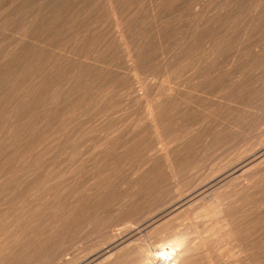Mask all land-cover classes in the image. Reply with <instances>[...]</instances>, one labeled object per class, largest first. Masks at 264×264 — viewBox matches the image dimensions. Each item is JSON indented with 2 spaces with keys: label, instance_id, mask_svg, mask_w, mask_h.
I'll return each instance as SVG.
<instances>
[{
  "label": "rangeland",
  "instance_id": "1",
  "mask_svg": "<svg viewBox=\"0 0 264 264\" xmlns=\"http://www.w3.org/2000/svg\"><path fill=\"white\" fill-rule=\"evenodd\" d=\"M115 1L0 0V264H264V175L216 185L264 149V0Z\"/></svg>",
  "mask_w": 264,
  "mask_h": 264
},
{
  "label": "bare ground",
  "instance_id": "2",
  "mask_svg": "<svg viewBox=\"0 0 264 264\" xmlns=\"http://www.w3.org/2000/svg\"><path fill=\"white\" fill-rule=\"evenodd\" d=\"M47 1V0H46ZM75 1V0H74ZM86 1V0H85ZM105 1V0H104ZM125 1V0H124ZM126 1H128V0H126ZM139 1V0H138ZM253 1V0H252ZM20 2V1H19ZM69 2V1H68ZM79 2V1H78ZM120 2V1H119ZM121 2H123V1H121ZM129 2V1H128ZM150 2V1H149ZM163 2H165V0L163 1ZM189 2H190V0H189ZM192 2V1H191ZM93 3V2H92ZM91 3V4H92ZM129 3H131V0H130V2ZM178 3V2H177ZM42 4V3H41ZM61 4V3H60ZM98 4V3H97ZM107 4L110 6V8H111V10L110 11H112L113 13L112 14H114L113 16H115V13H116V8H118V6H117V2L115 1V0H107ZM120 4V3H119ZM123 4V3H122ZM125 4V3H124ZM160 4V3H159ZM162 4V3H161ZM164 4V3H163ZM169 4V3H168ZM189 4V3H188ZM95 6H96V3L94 4ZM103 5H104V3H103ZM126 5V4H125ZM128 5V4H127ZM132 5H133V3H132ZM131 5V6H132ZM149 5V4H148ZM140 6H141V4H140ZM69 7V6H68ZM94 7V6H93ZM123 7V6H122ZM126 7V6H125ZM130 7V6H129ZM133 7V6H132ZM151 7V6H150ZM165 7V6H164ZM255 7V6H254ZM64 8V7H63ZM73 8V7H72ZM103 8H105L104 6H103ZM158 8V7H157ZM69 9V8H68ZM122 10H123V8H121ZM128 9V8H127ZM131 9V8H130ZM147 9V8H146ZM41 10V9H40ZM125 10V9H124ZM123 10V11H124ZM165 10V9H164ZM38 11V10H37ZM53 11V10H52ZM99 11V10H98ZM105 11V10H104ZM106 11H107V9H106ZM106 11H105V13H106ZM161 11V10H160ZM159 11V12H160ZM163 11V10H162ZM101 12V11H100ZM120 12V11H119ZM128 12V11H127ZM153 12V11H152ZM165 12V11H164ZM175 12V11H174ZM196 12V11H195ZM39 13V12H38ZM87 13V12H86ZM189 13V12H188ZM32 14V13H31ZM97 14V13H96ZM117 14V13H116ZM120 14V13H119ZM151 14V13H150ZM154 14V13H153ZM198 14V13H197ZM247 14H249V13H247ZM34 15V14H33ZM45 15V14H44ZM58 15V14H57ZM35 16H36V14H35ZM109 16V15H108ZM121 16V15H120ZM124 16V15H123ZM155 16V15H154ZM264 16V15H263ZM110 17V16H109ZM116 17V16H115ZM139 17V16H138ZM156 17V16H155ZM192 17V16H191ZM248 17V16H247ZM17 18V17H16ZM105 18V17H104ZM117 18V17H116ZM115 18V19H116ZM125 18V17H124ZM143 18V17H142ZM245 18V17H244ZM243 18V19H244ZM249 18V17H248ZM82 19H84V18H82ZM106 19V18H105ZM114 19V20H115ZM121 19V18H120ZM119 19V20H120ZM126 19V18H125ZM124 19V20H125ZM247 19V18H246ZM245 19V20H246ZM42 20V19H41ZM53 20V19H52ZM96 20H97V18H96ZM119 20H117V23H118V21ZM122 20V19H121ZM137 20V19H136ZM48 22H49V20H48ZM64 22V21H63ZM91 22V21H90ZM112 22V21H111ZM122 22V21H121ZM157 22V21H156ZM24 23V22H23ZM88 23V22H87ZM101 23V22H100ZM107 23V22H106ZM123 23V22H122ZM134 23V22H133ZM155 23V22H154ZM78 24H79V22H78ZM111 24V23H110ZM119 24V23H118ZM143 24V23H142ZM156 24V23H155ZM191 24V23H190ZM189 24V25H190ZM42 25V24H41ZM103 25V24H102ZM120 25V24H119ZM188 25V26H189ZM21 26V25H20ZM32 26V25H31ZM99 26V25H98ZM134 26V25H133ZM209 26V25H208ZM261 26H262V24H261ZM86 27V26H85ZM107 27V26H106ZM154 27V26H153ZM207 27V26H206ZM32 29V28H31ZM43 29V28H42ZM41 29V30H42ZM59 29V28H58ZM190 29V28H189ZM192 29V28H191ZM193 29H194V27H193ZM264 29V28H263ZM45 30V29H44ZM43 30V31H44ZM66 30H68V29H66ZM121 30V29H120ZM188 30V29H187ZM258 30V29H257ZM40 31V30H39ZM71 31V30H70ZM114 31V30H113ZM130 31V30H129ZM131 31H133V30H131ZM137 31H138V29H137ZM37 32V31H36ZM94 32V31H93ZM196 32H198V31H196ZM30 33V32H29ZM32 33V32H31ZM161 33V32H160ZM235 33V32H234ZM251 33V32H250ZM24 34V33H23ZM33 34V33H32ZM88 34V33H87ZM84 35V34H83ZM93 35V34H92ZM126 35V34H125ZM186 35V34H185ZM30 36V35H29ZM34 36V35H33ZM89 36V35H88ZM122 36H123V34H121V38H122ZM188 36V35H187ZM199 36V35H198ZM214 36V35H213ZM22 37V36H21ZM57 37V36H56ZM190 37V36H189ZM192 37V36H191ZM247 37V36H246ZM34 38V37H33ZM125 38V37H124ZM145 38V37H144ZM193 38V37H192ZM83 39V38H82ZM126 39V38H125ZM186 39V38H185ZM188 39V38H187ZM26 40V39H25ZM147 40V39H146ZM189 40V39H188ZM32 41V40H31ZM77 41V40H76ZM210 41V43H211V39L210 40H208V42ZM226 41V40H225ZM59 42V41H58ZM57 42V43H58ZM105 42V41H104ZM213 42H214V40H213ZM68 43V42H67ZM126 43H127V41H126ZM126 43L125 44H123V42H122V44L123 45H125V46H127L126 45ZM216 43V42H215ZM27 44V43H26ZM31 44V43H30ZM49 44H50V42H49ZM48 44V45H49ZM104 44V43H103ZM113 44V43H112ZM217 44V43H216ZM218 44H220V42L218 43ZM227 44H228V42H227ZM189 45V44H188ZM211 45V44H210ZM117 46V45H116ZM115 46V47H116ZM124 46V47H125ZM192 46V45H191ZM218 46H220V45H218ZM217 46V47H218ZM228 46V45H227ZM82 47H84V46H82ZM92 47V46H91ZM119 48V47H118ZM127 48V47H126ZM104 49V48H103ZM131 49V48H130ZM218 49H219V47H218ZM63 50V49H62ZM89 50V49H88ZM120 50V49H119ZM123 50V49H122ZM217 50V49H216ZM43 51V50H42ZM64 51V50H63ZM112 51V50H111ZM215 51V50H214ZM220 51V50H219ZM126 52H127V50H126ZM196 52V51H195ZM198 52V51H197ZM75 53V52H74ZM124 53V52H123ZM128 53V52H127ZM189 53V52H188ZM114 54H116V53H114ZM191 54V53H190ZM212 54V53H211ZM214 54V53H213ZM70 55V54H69ZM120 55V54H119ZM222 55V54H221ZM45 56V55H44ZM203 56V55H202ZM187 57V56H186ZM201 57V56H200ZM206 57V56H205ZM43 58V57H42ZM193 58V57H192ZM209 58H211V57H209ZM212 58L214 59V57L212 56ZM211 58V59H212ZM216 58H217V55H216ZM128 59V58H127ZM131 59V58H130ZM129 59V60H130ZM171 59V58H170ZM200 59H202V58H200ZM206 59V58H205ZM134 60H135V58H134ZM207 60H208V57H207ZM217 60V59H216ZM169 61V60H168ZM48 62V61H47ZM92 62V61H91ZM132 62V61H131ZM183 62V61H182ZM186 62V61H185ZM204 62V61H203ZM139 63V62H138ZM200 63H202V61L200 62ZM205 63H206V60H205ZM210 63V62H209ZM212 63V62H211ZM162 64V63H161ZM42 65V64H41ZM133 65V64H132ZM137 65V64H136ZM161 66V65H160ZM185 66V65H184ZM184 66H182V67H184ZM186 67V66H185ZM184 67V68H185ZM135 68V67H134ZM133 68V69H134ZM191 69V68H190ZM50 70V69H49ZM140 70V69H139ZM198 69H196L195 71H197ZM53 71V70H52ZM137 71V70H136ZM165 71V70H164ZM179 71V70H178ZM185 71V70H184ZM183 71V72H184ZM50 72V71H49ZM182 72V73H183ZM192 72H194V70L192 71ZM136 73V74H135ZM135 73H133V74H135L136 76H137V73L138 72H135ZM199 73V72H198ZM245 73V72H244ZM168 74V73H167ZM135 76V77H136ZM139 76V75H138ZM134 77V78H135ZM133 78V79H134ZM199 79V78H198ZM211 79V78H210ZM196 80V79H195ZM141 82V81H140ZM238 84V83H237ZM144 85V84H143ZM142 85V86H143ZM185 87V86H184ZM142 89V88H141ZM143 90H144V86H143ZM144 92L146 93V90H144ZM157 93V92H156ZM155 94V93H154ZM153 94V95H154ZM167 94V93H166ZM147 96V95H146ZM149 96V95H148ZM212 97V96H211ZM148 98V97H147ZM87 99V98H86ZM170 99V98H169ZM164 100H167V99H164ZM77 101V100H76ZM178 101V100H177ZM188 103V102H187ZM190 103V102H189ZM146 106H147V118H148V121L150 122V124H151V127L153 128V131H154V133H155V135H156V138H157V144H158V148H159V150H160V153L162 152V153H164L165 154V161H166V164L170 167V168H172V166H173V162H172V156L171 155H169V141H167L168 139V137H169V134H170V130H168L167 129V127H169V123L171 124V123H173L171 120H170V115H169V113H167V111H166V108H164V107H158L157 105H155L152 101H151V99H149L148 98V100L146 101ZM162 104V103H161ZM167 105V104H166ZM242 120V119H241ZM146 121V120H145ZM171 121V122H170ZM137 122V121H136ZM242 122V121H241ZM134 123V122H133ZM143 123V122H142ZM179 125V124H178ZM173 127V126H172ZM172 127H170V128H172ZM173 130V129H172ZM135 131V130H134ZM167 131L169 132V134L167 133ZM152 132V131H151ZM142 133V132H141ZM166 133L168 134V137H166ZM135 134V133H134ZM171 135V134H170ZM261 146H263V145H261ZM146 151V150H145ZM132 154V153H131ZM149 154V153H148ZM155 157V156H154ZM235 160V159H234ZM241 160V159H240ZM102 161V160H101ZM238 161V160H237ZM235 168H234V170H232L231 171V173H229V174H227V175H225V176H227L226 178H224L225 176H222L221 177V179H218L217 181V184L216 185H222V184H225V183H236V182H238V183H240V185L241 184H243L244 183V176H246L245 174L248 172V171H253L254 172V170H255V172H259L260 174H263L264 175V149H261V151L259 152V153H257V155H255L254 157H252L251 159H249L248 161L247 160H244L242 163H239L237 166H234ZM258 173V174H259ZM253 176H255V175H253ZM256 177V176H255ZM244 180V181H243ZM253 179H251V181H252ZM248 181V180H247ZM250 182V181H249ZM246 184V183H245ZM216 185H213L212 187H207L208 189H206V190H208V191H212V189L214 188V187H216ZM249 185V184H248ZM223 188V187H222ZM241 188V187H240ZM209 193V192H208ZM206 194V193H205ZM219 201V200H218ZM186 204V203H185ZM188 204V203H187ZM219 204V203H218ZM216 205V204H215ZM229 205V204H228ZM227 206V205H226ZM222 207V206H221ZM217 210V218H218V225L220 226V229H221V232H222V230L224 231V232H226L227 234L229 233L230 235H231V232H233V234H234V231H235V224H234V222H233V218H231L230 216L231 215H229L228 214V212H227V210H222L220 207H218L217 206V208H216ZM178 210H179V208H178ZM215 211V212H216ZM214 212V213H215ZM175 214V213H174ZM212 214V213H211ZM172 215V214H171ZM168 216V215H167ZM166 217V216H165ZM165 217H164V219H165ZM171 217V216H170ZM216 217V216H215ZM214 217V218H215ZM252 218V217H251ZM254 219V218H253ZM237 223V222H236ZM152 224H154V223H152ZM262 226V225H261ZM240 227V226H239ZM173 234H175V233H173ZM177 234V233H176ZM175 234V235H176ZM222 234V233H221ZM186 235V234H185ZM177 236V235H176ZM175 237V236H174ZM183 237V236H182ZM226 237V236H225ZM170 238V237H169ZM172 238V237H171ZM171 238H170V240H171ZM181 238V237H180ZM184 238V237H183ZM220 238V237H219ZM234 238H236V237H234ZM125 239V238H124ZM175 239V238H174ZM178 238H176L175 240L176 241H172V243H169V244H161L160 246H158L156 249L153 247V246H148L147 248H145V249H143V251L141 252V254H139V260L137 261L138 262V264H188V262H189V260H191V258H192V253H194V252H192V250L191 249H193V248H191V247H194V246H192V245H190V241L189 242H187V240H186V242L185 241H183V240H180V239H178ZM202 239V238H201ZM168 240V239H167ZM170 240H168L167 242H169ZM200 240V239H199ZM236 240V239H235ZM239 240H240V238H239ZM201 241V240H200ZM205 241V240H204ZM203 241V242H204ZM212 242V241H211ZM129 243V242H128ZM196 243V242H195ZM201 243V242H200ZM191 244H193V243H191ZM195 245V244H194ZM125 246V245H124ZM200 246L202 247V245L200 244ZM204 246V245H203ZM207 247V246H206ZM205 248V247H204ZM216 248V247H215ZM122 249V248H121ZM155 249V250H154ZM228 249V248H227ZM115 250V249H114ZM216 250V249H215ZM117 251H119V250H117ZM202 251V250H201ZM227 251V250H226ZM229 251V250H228ZM110 253H111V251H110ZM109 253V254H110ZM206 253H208V252H206ZM209 254V253H208ZM207 254V255H208ZM110 255H112L113 256V254L111 253ZM206 256V255H205ZM111 257V256H110ZM207 257V256H206ZM208 257H210V256H208ZM233 258V257H232ZM66 260V259H65ZM208 261L210 260V259H207ZM212 261V260H211ZM209 263H210V261H209ZM212 264V263H211Z\"/></svg>",
  "mask_w": 264,
  "mask_h": 264
}]
</instances>
